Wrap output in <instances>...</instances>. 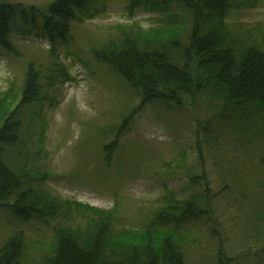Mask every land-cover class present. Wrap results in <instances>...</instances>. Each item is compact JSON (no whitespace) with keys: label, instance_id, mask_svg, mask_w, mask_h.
<instances>
[{"label":"trees","instance_id":"16d2710c","mask_svg":"<svg viewBox=\"0 0 264 264\" xmlns=\"http://www.w3.org/2000/svg\"><path fill=\"white\" fill-rule=\"evenodd\" d=\"M247 2L129 0L130 14L158 16L162 26H122L115 37L91 49L93 61L137 92L141 105L190 111L198 154L201 144H208L207 151L214 154L212 146L217 143L213 160L217 192H212L202 175L193 196L169 198L146 227L115 229L111 210L75 201L58 203L47 194L49 173L40 162L41 156H47L43 132L28 135L26 128L30 130V114L38 116L55 101L58 87L68 76L61 66L54 64V71L28 64L16 108L11 104L16 99L13 87L0 92V211L21 224L59 223L51 251L41 252L38 264H264V242H260L264 240V40L228 23L230 14ZM94 8L95 0H54L44 10L0 0V49L11 52V37L18 34L45 41L54 59L59 47L73 43L74 23L90 18ZM262 35L260 31L258 36ZM204 104H209L205 111ZM123 125L116 135L122 133ZM117 141L116 136L102 147L104 160H112ZM231 148L245 151L239 158L248 159V164L241 163L243 169L253 167L248 173H241L233 161L220 155ZM195 179L189 175L191 184ZM226 194L224 199L239 208L234 211L240 222L234 224L242 226L241 233L219 217L225 212ZM65 207L85 214L80 219L85 226L67 224L68 218L60 216ZM194 221H203L217 238L215 246L203 250L197 260L188 253L191 235L186 230ZM226 235H241L247 242L245 249L238 253ZM256 235L258 240L250 244ZM29 243L22 233L12 235L0 246V264H27Z\"/></svg>","mask_w":264,"mask_h":264},{"label":"rangeland","instance_id":"374dc122","mask_svg":"<svg viewBox=\"0 0 264 264\" xmlns=\"http://www.w3.org/2000/svg\"><path fill=\"white\" fill-rule=\"evenodd\" d=\"M5 1L44 10L54 0ZM128 3L129 0H95L93 15L72 26L74 44L59 47L54 59L45 41L18 34L11 37V52L0 49V92L13 87L16 99L11 101L12 108L19 103L28 64L43 70L55 64L67 72L55 101H51V106L46 104L38 116L30 114V130L26 128L28 135L43 132V153L47 152L48 157L41 156L40 162L49 173L44 188L57 202L75 201L111 210L115 229L120 230L146 227L152 214L168 204L169 198L193 196L195 189L200 188L195 183L202 175L209 180L212 192H217V162L213 161L217 158V143L212 146L214 154L207 151L208 144H201L202 156L198 154L190 122L193 114L161 104L141 105L137 92L107 75L106 68L92 59V47L106 42L110 36L115 37L119 27L131 24L142 29L162 26V18L158 16L137 11L130 14L126 10ZM228 23L236 24L240 31L256 40H264V35L258 36L260 31L264 33V0H248L241 10L230 14ZM56 66L51 70L56 71ZM208 107L209 104H204L203 111ZM122 125V133L116 135V129ZM116 136L118 146L109 162L104 160L102 147ZM243 152L241 148L235 151L231 148L220 155L233 161L245 174L253 167L242 168L241 163H249L247 158H239L244 156ZM190 174L196 178L193 184L189 182ZM223 201L225 212L219 217L239 233L242 226L234 224L240 222L234 211L239 212V208L237 204H229L227 199ZM215 207L213 211L217 210ZM214 215L217 217V211ZM60 216L67 217V224L74 227L83 225L85 222L80 219L86 218L85 214L74 212L70 207H65ZM58 224V221L50 225L37 221L21 224L0 211V246L12 235L22 233L30 242L29 251H25L27 264H38L40 253L51 251ZM202 224L205 223L194 221L186 227L191 235L188 253L192 260H197L203 250H210L217 241L216 232L211 234ZM227 236L238 253L245 249L247 242L241 235ZM255 240H258L257 235L250 244Z\"/></svg>","mask_w":264,"mask_h":264}]
</instances>
